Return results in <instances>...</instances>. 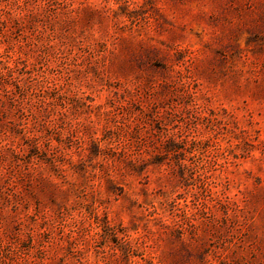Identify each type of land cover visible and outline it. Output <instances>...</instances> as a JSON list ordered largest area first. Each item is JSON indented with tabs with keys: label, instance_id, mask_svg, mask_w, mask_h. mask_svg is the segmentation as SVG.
I'll use <instances>...</instances> for the list:
<instances>
[{
	"label": "rangeland",
	"instance_id": "1",
	"mask_svg": "<svg viewBox=\"0 0 264 264\" xmlns=\"http://www.w3.org/2000/svg\"><path fill=\"white\" fill-rule=\"evenodd\" d=\"M0 264H264V0H0Z\"/></svg>",
	"mask_w": 264,
	"mask_h": 264
}]
</instances>
